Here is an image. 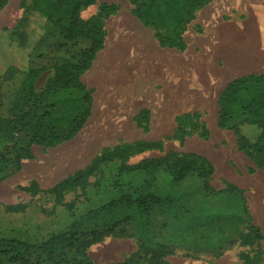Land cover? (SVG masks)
Here are the masks:
<instances>
[{
  "label": "rangeland",
  "instance_id": "374dc122",
  "mask_svg": "<svg viewBox=\"0 0 264 264\" xmlns=\"http://www.w3.org/2000/svg\"><path fill=\"white\" fill-rule=\"evenodd\" d=\"M0 2L4 104L20 89L32 41L43 37L41 56L34 57L33 91L40 99L36 104L23 94L22 109L45 129L66 132L76 116L90 113L71 141L54 146L32 144L28 132L12 142L0 138V238L39 244L71 229L77 236L104 235L88 249L94 264H264V170L239 150L233 131L217 126L223 89L237 78L264 73V0H209L186 26L181 48L160 44L161 27L142 22L134 39L135 31H127L150 0H95L81 9V19L99 25L104 41L78 77L84 92L50 84L91 42L66 40L54 24L45 33L46 21L32 12L33 0ZM227 49L251 60V67L233 71ZM46 111L51 119L43 123ZM0 114L7 116L5 105ZM142 142L154 146L134 148ZM126 147L133 148L123 159L102 163L78 185L52 192L102 154ZM22 148L32 157L18 163ZM170 152L206 157L215 168L212 190L236 187L245 205L240 196L212 195L198 174L173 182L164 169L120 173L123 163L132 166ZM123 194L147 202L110 204Z\"/></svg>",
  "mask_w": 264,
  "mask_h": 264
},
{
  "label": "trees",
  "instance_id": "16d2710c",
  "mask_svg": "<svg viewBox=\"0 0 264 264\" xmlns=\"http://www.w3.org/2000/svg\"><path fill=\"white\" fill-rule=\"evenodd\" d=\"M209 0H150L142 8L140 19L145 26L155 29L164 28L165 34L157 32L161 45L182 47V34L190 23L195 12L203 8ZM95 3V0H33L32 12H39L45 19V33H49L48 26L58 25L66 40L77 38L87 39L91 47L83 53L77 62L66 61L59 76L50 84L51 87L79 89L84 92V86L78 81L79 75L89 67L93 57L102 49L103 31L93 23H85L81 19V9ZM2 3L0 2V9ZM17 32L13 36H18ZM26 38V34H22ZM44 38L32 41L31 53L28 56L27 66L23 69L22 83L15 95L4 104L0 97V107L6 106L7 116L0 114V138L12 142L15 136L28 132L32 134V144L54 146L71 141L85 124L89 110L73 119V127L69 132L51 127L45 129L37 116L31 111L22 109L23 94L35 98L37 104L40 95L33 91V84L38 77L34 68V57L41 56L39 49ZM84 101L90 105L91 96L85 95ZM217 126L220 129L233 131L238 140L239 150L253 160L255 165L264 170V73L243 76L229 83L219 95ZM40 119L50 121L51 112H44ZM152 143H137L136 149H151ZM133 148V147H132ZM131 147L118 148L113 152H106L94 160V164L84 171H78L73 178L60 182L52 190L60 194L69 186H75L91 175L95 168L116 158H124V152ZM32 151L22 148L16 156L20 163L22 159H30ZM164 169L173 182H182L191 174H198L203 180L204 187L212 195L229 194L240 196L245 205L242 190L233 187L224 191L212 190L210 180L214 174L213 164L204 156L196 153L177 154L170 152L163 157L148 158L132 166L123 163L120 173L143 172L153 174ZM146 197L134 198L123 194L112 201L111 205L143 206ZM247 213V211H246ZM255 230L253 225H250ZM92 238L90 239V237ZM104 235L82 234L77 236L74 230L56 234L42 243H29L18 239L0 238V264H94L88 254L89 247L104 239ZM124 264H130V261Z\"/></svg>",
  "mask_w": 264,
  "mask_h": 264
},
{
  "label": "bare ground",
  "instance_id": "6f19581e",
  "mask_svg": "<svg viewBox=\"0 0 264 264\" xmlns=\"http://www.w3.org/2000/svg\"><path fill=\"white\" fill-rule=\"evenodd\" d=\"M206 15H208L209 16V18L211 17H213V12H209L208 14H206ZM205 15V16H206ZM235 46H237V40L234 42V45L232 46V47H235ZM228 50V49H227ZM233 50V49H232ZM232 50H228V52L230 53V59H231V62L229 63V66L230 65H232V70L234 71V70H236V69H239V68H243V67H245V68H248V67H251V60L250 61H248L247 59H246V57H244V56H242V55H236V54H233V51ZM215 80L218 82V83H221L222 82V79H220V78H216L215 77Z\"/></svg>",
  "mask_w": 264,
  "mask_h": 264
},
{
  "label": "crops",
  "instance_id": "0c3cea01",
  "mask_svg": "<svg viewBox=\"0 0 264 264\" xmlns=\"http://www.w3.org/2000/svg\"><path fill=\"white\" fill-rule=\"evenodd\" d=\"M134 22H136V21H134ZM142 24V21L139 19L138 20V23H134L133 25L135 26V27H132V28H127L128 30L127 31H131V32H133V31H135V34L134 33H132V38L134 39L135 37H136V35H137V33H136V29H139V26ZM143 25V24H142ZM141 25V26H142ZM144 26V25H143ZM136 28V29H135ZM126 29V28H125ZM124 30V29H123ZM131 34V33H130ZM130 36V35H129ZM135 43V42H134Z\"/></svg>",
  "mask_w": 264,
  "mask_h": 264
}]
</instances>
